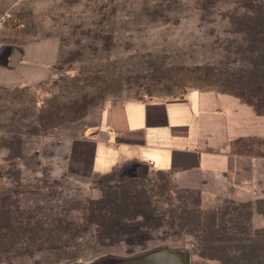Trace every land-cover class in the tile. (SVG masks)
Wrapping results in <instances>:
<instances>
[{
  "label": "rangeland",
  "instance_id": "obj_1",
  "mask_svg": "<svg viewBox=\"0 0 264 264\" xmlns=\"http://www.w3.org/2000/svg\"><path fill=\"white\" fill-rule=\"evenodd\" d=\"M4 17L19 41L57 36L60 55L35 88H0V264L159 245L190 264H264V203L201 210L163 173L122 180L68 155L80 121L118 102L214 89L264 111V0H22Z\"/></svg>",
  "mask_w": 264,
  "mask_h": 264
},
{
  "label": "crops",
  "instance_id": "obj_2",
  "mask_svg": "<svg viewBox=\"0 0 264 264\" xmlns=\"http://www.w3.org/2000/svg\"><path fill=\"white\" fill-rule=\"evenodd\" d=\"M20 1L0 0V88H35L54 76L59 60L57 36L19 41L10 34L4 16ZM80 126L68 155L87 158L92 173L126 166L134 179L163 173L201 210L246 203L257 211L264 201V111L236 94L192 89L173 99L127 100Z\"/></svg>",
  "mask_w": 264,
  "mask_h": 264
},
{
  "label": "water",
  "instance_id": "obj_3",
  "mask_svg": "<svg viewBox=\"0 0 264 264\" xmlns=\"http://www.w3.org/2000/svg\"><path fill=\"white\" fill-rule=\"evenodd\" d=\"M145 174V173H144ZM141 174V175H144ZM120 179L132 178L136 175L130 166L122 168ZM140 176V175H139ZM94 264H190V252L184 248L170 245H159L128 257L101 258Z\"/></svg>",
  "mask_w": 264,
  "mask_h": 264
},
{
  "label": "trees",
  "instance_id": "obj_4",
  "mask_svg": "<svg viewBox=\"0 0 264 264\" xmlns=\"http://www.w3.org/2000/svg\"><path fill=\"white\" fill-rule=\"evenodd\" d=\"M237 95V94H236ZM239 96V95H238ZM249 103V102H248ZM251 104V103H250ZM251 105H253V104H251ZM260 203H264V201H260L259 203H258V205L260 204ZM235 204V203H234ZM261 210L259 211V212H261V213H263L264 214V210L262 209V208H260ZM262 263H264V254L262 255V257H261V260H260Z\"/></svg>",
  "mask_w": 264,
  "mask_h": 264
}]
</instances>
